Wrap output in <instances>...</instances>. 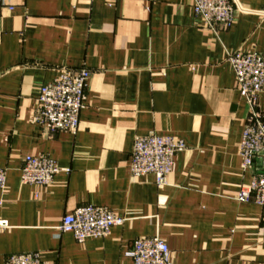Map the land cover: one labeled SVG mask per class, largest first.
Returning a JSON list of instances; mask_svg holds the SVG:
<instances>
[{
	"label": "crops",
	"instance_id": "obj_1",
	"mask_svg": "<svg viewBox=\"0 0 264 264\" xmlns=\"http://www.w3.org/2000/svg\"><path fill=\"white\" fill-rule=\"evenodd\" d=\"M208 29L194 0H0V264L37 252L50 264H133L135 239L159 235L174 264H264V206L234 197L262 172L243 169L248 115L228 56L264 55V0ZM91 71L76 133L35 121L38 91L64 68ZM264 115V93L259 98ZM182 139L167 184L132 177L137 135ZM26 155L63 169L52 184L21 182ZM86 204L126 218L83 243L59 233Z\"/></svg>",
	"mask_w": 264,
	"mask_h": 264
},
{
	"label": "built area",
	"instance_id": "obj_2",
	"mask_svg": "<svg viewBox=\"0 0 264 264\" xmlns=\"http://www.w3.org/2000/svg\"><path fill=\"white\" fill-rule=\"evenodd\" d=\"M193 9L205 27L218 32L230 28L238 13L247 9L236 5L234 0H194ZM241 96L246 100L248 115L240 142L243 169L250 170L261 159L262 172L255 174L249 185H243L235 194L241 202H253L264 206V115L259 110V98L264 93V55L257 51L238 50L228 56ZM91 71L87 68H64L49 84L38 91L35 121L50 132L76 133L80 125V112L85 107V91ZM187 148L186 143L172 135L150 132L137 135L129 161L132 177L148 174L155 176L158 187L167 184L173 171L176 155ZM63 170L56 159L46 155H26L21 167V182L47 186ZM7 183V170L0 168V190ZM3 201L0 199V205ZM126 218L110 209L94 204L81 205L66 214L58 228L59 233H71L83 243L89 238L109 235L112 228L123 225ZM0 221V227L6 226ZM133 264H174L170 248L162 237H140L133 241L126 252ZM5 264H50L37 252L14 253Z\"/></svg>",
	"mask_w": 264,
	"mask_h": 264
}]
</instances>
